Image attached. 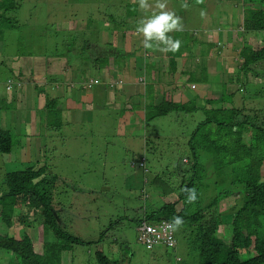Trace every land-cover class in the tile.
Masks as SVG:
<instances>
[{
  "label": "rangeland",
  "instance_id": "1",
  "mask_svg": "<svg viewBox=\"0 0 264 264\" xmlns=\"http://www.w3.org/2000/svg\"><path fill=\"white\" fill-rule=\"evenodd\" d=\"M182 2L167 0V10L175 12L184 25L183 31L169 35L180 39L182 47L185 44L192 47L183 59L189 61L186 69L191 68L193 73L182 77L183 88L180 87L194 95L193 101L187 102L188 108L194 103L199 108L192 113L171 111L151 120L150 103H176L173 98L180 96L177 93L171 95L175 83L165 70L170 63L167 55L174 56L171 52L145 49L141 35H136L137 40L132 38L131 53L124 50L125 37L129 38L130 34L125 28L136 34L137 22L146 15L132 0H22L18 9L6 12L10 22L0 24V46H3L0 52V87L3 85L2 95L6 97L0 99V125L11 129L14 135L11 155L7 157L0 151V196L7 189L5 175L8 169H26L28 161L36 164L35 168L45 166L46 188L59 212V222L73 235L91 242L74 244L71 250L64 251L63 264H73V261L96 264L95 253L98 250H103L116 264H174L176 256L186 260L193 252L183 235L178 237L176 248L155 245L148 249L138 240V221L148 220L152 210L174 199L173 196H179V190H184L181 177L168 187L173 189L171 191L162 192L156 185L166 175V181L172 183L170 179L181 169L179 164L187 166L182 162L183 158H194L189 140L200 121L206 118L203 107L221 108L220 116L233 113V109L240 110V115H243L246 108L243 99L249 98L242 91H236L237 82L231 77L235 73H230L240 65L239 52L244 46V35L238 33L242 22L234 25L229 17L232 20L229 24L227 10L223 6L231 0H204L202 4L187 0V9L181 7ZM149 3L154 6L155 0H149ZM201 10L206 13L203 17ZM151 14V11L147 13ZM218 28L224 33L222 37L213 32ZM118 31L125 36L118 41L123 52L105 56L101 71L91 70V75H98L102 80L106 74L108 76L103 88L92 89L94 93L99 92L102 105L93 111L72 113L67 117L63 108L69 93L59 90L57 97L62 96V101L57 107L62 108L63 113L59 118L54 116L50 126L42 128V118L48 111L41 110L45 104L36 109L40 106L37 102L56 92L54 82L45 79V84H41L40 81L43 76L40 74L48 68L47 63L57 58L62 64L68 60L74 66L78 59L97 56L101 49L108 51L113 48L110 42L107 44L102 40V36H111L114 32L117 35ZM263 34L261 31L247 40ZM181 51H186V48ZM18 53L30 56H19ZM40 57L47 63L38 59ZM203 57L211 71L207 80L212 82L208 87L205 85L207 80L203 84L196 77L199 74L203 76V66L198 65ZM152 61L159 65L154 72L151 70ZM229 64L235 68L230 66L228 69ZM8 80L21 81L24 86L21 95H17L19 89L16 87L6 91ZM192 82L198 83L197 89L190 88ZM79 89L78 94H85L84 98L79 95L80 98L87 101L88 92ZM255 89L264 96V79L259 78ZM116 91L114 101L113 93ZM231 92H235L234 98ZM211 93H215L214 96ZM217 98L222 101H206ZM92 106L91 102L85 103L86 108ZM247 106L249 111L250 107H257V102L249 101ZM128 114L133 116V125L126 123L120 128V118ZM121 120L125 121L124 118ZM244 139L250 142L253 138L244 135ZM208 177L209 186L203 182L199 199L204 206L212 197L220 195L218 186L221 183L214 184L216 175L211 172ZM221 199L218 210L224 213L222 218L225 222L220 234L225 241H230L232 225L229 219L236 211L237 202L230 196ZM2 210L0 203L1 234L11 235L13 232L20 238L29 232L34 236L33 230L42 221L40 210L30 212L27 206H19L9 227L2 219ZM42 244L43 240L37 239V252H41ZM6 257L0 248V264H5ZM188 261L198 264V257L193 256Z\"/></svg>",
  "mask_w": 264,
  "mask_h": 264
},
{
  "label": "trees",
  "instance_id": "2",
  "mask_svg": "<svg viewBox=\"0 0 264 264\" xmlns=\"http://www.w3.org/2000/svg\"><path fill=\"white\" fill-rule=\"evenodd\" d=\"M21 2L22 0H0L1 25L10 22L11 18L6 16V12L18 9ZM256 15L261 17L260 24L255 20ZM263 22V9L244 11V19L241 24L244 27V32H242V35L245 36L244 46L239 52L240 65H236L237 72L235 77H232V81L237 82L238 85L236 91H242L248 95V100L243 99L246 108L249 101L257 102V107H250L249 111L245 108L243 115H240V110L233 109V113H226L228 116H220L221 108L203 107L206 118L200 121L189 140L194 158H183L182 162L187 163V166L182 167L179 164L178 168L181 167V169H178L175 177L170 179L172 183L169 184L170 181H166L168 175L165 174V179L163 178L160 182L158 180V185L154 184L162 192L171 191L173 189H168V187L173 186L176 179L181 177L184 189L195 188L197 192V201L189 204L186 202L185 192L179 190V196H173L174 199L164 202L147 216L148 220L159 225L170 223L174 215L183 217L185 222L179 230L167 229L172 232L175 243L161 237L160 242L153 241L156 243L150 247L151 249L155 245H162L166 248H176L178 237L186 236L190 251L193 250V252L186 260L176 256L174 264H190L188 259L191 260L193 256L198 257V264H264V108H262L264 96L255 89L259 78L260 80L264 79V34L261 37L255 36L247 40L251 35H258L264 30V27H261L264 26ZM1 31L2 29H0ZM126 32L129 33L130 30H126ZM103 40L107 44L109 43L108 37ZM112 42H117V40H111L110 43L112 44ZM2 51L3 46H0V52ZM172 54L174 57L167 55L170 63L166 67V71L174 67L176 62H180L181 50ZM18 55L30 56V54L22 53H18ZM94 58L97 62L101 60L105 63L104 57L101 55ZM96 67L97 64H92L88 69L93 70ZM206 72L208 74L207 69ZM206 72H203V79H207ZM171 73L175 75L172 70ZM190 74V72L186 73V75ZM83 75H86L85 69ZM251 76L255 80H250ZM7 84H11V90L14 87L19 89L16 92L17 95L23 89L22 84L13 80L5 83V89ZM60 84L63 82L60 81L58 85ZM2 88L3 85L0 90ZM231 94L234 98L235 92H231ZM224 95L221 94V96ZM219 98L206 101L218 100L217 102H221L222 99L219 100ZM198 108L195 103L190 105V108L188 105L174 102H163L159 105L150 103L148 111L152 115L149 116V120L157 116H165L171 111L192 113ZM45 109L48 113L46 112L45 117L42 118V128L50 126L54 122V116L59 118L61 113V110L57 108L56 98L50 100L48 97ZM251 110L256 112L253 113ZM255 120H260V122ZM244 135L253 138L252 141L247 142ZM13 146L14 135L11 129L0 128V151L4 155H11ZM27 164L28 168L23 170L10 168L5 175L7 189L0 196L3 209L2 219L9 227L12 226L15 210L19 209V206H27L30 212L40 210L42 221L33 230L34 236L29 232H25L20 238L13 232V235L0 233V248L5 251L7 256L5 264H63L64 251L71 250L74 244L91 242L81 240L59 222V212L53 206V197L47 192L48 180L44 174L45 166L35 168L36 164L30 161ZM211 172L216 175L214 184L221 183V186H218L220 195L212 197L204 206L199 202L201 185L204 182V185L209 186L210 177L208 175ZM185 177L188 178L187 181H185ZM37 178L40 179L35 181ZM228 196L233 197L237 205L232 219H229L232 225L231 239L225 241L224 236L220 234L225 222L222 218L224 213H220L218 209L221 198L224 199ZM141 223L142 221H138V225ZM163 231V228H159L154 236L157 238L158 233ZM37 239L43 240L41 252L35 250ZM95 256L96 264H116V261L103 250L96 251ZM66 264L69 263L66 262ZM73 264L85 263L84 261H73Z\"/></svg>",
  "mask_w": 264,
  "mask_h": 264
},
{
  "label": "crops",
  "instance_id": "3",
  "mask_svg": "<svg viewBox=\"0 0 264 264\" xmlns=\"http://www.w3.org/2000/svg\"><path fill=\"white\" fill-rule=\"evenodd\" d=\"M223 6H225L226 10H227V17H228V20H229V24L233 20L232 23L234 25L235 24L237 25V22H238V25H239L240 22H242L243 19H244V11L245 10H247V9H257V8L264 10V0H231V2H226V4H224ZM216 7L218 8V6H216ZM211 10H213V9H211ZM240 16H242V19H240ZM229 17L232 18L231 21H230ZM260 19H261V17L259 15L255 16V20L259 24L261 23ZM126 22L128 24L129 21H126ZM226 27H228V26H226ZM261 27H264V26H261ZM125 30H130V32H129L130 34H128L129 38L125 37L124 34L122 33V31H118L117 35L114 32L113 35H111V36H105V35L102 36V40L105 39L106 37H108L109 42L111 40H115V39L117 40V42H114L113 44H111L113 48L108 50V51L101 49L100 52H99V55H101V57H105L107 55L123 52V47H121V50H120L119 46H118V41L121 38V36L125 37V42H124L125 49L124 50H126V52L130 51L129 53L132 52V47H133L132 46L133 45L132 38L137 40L136 35H138V34L137 33L135 34L131 29H127V27L125 28ZM218 30H214L213 32H216L219 35V37H222L224 33L222 31H220L219 28H218ZM262 32H264V30H262ZM238 33L240 35L242 34V32H240L239 30H238ZM182 48H186V51H181L180 62L179 63L176 62V65H174V67H172L170 70H167V71L173 77V84L175 83V85H173V88L171 90V95L173 93H177L180 96L179 97H174V98L182 99L183 102H187V101H192L194 95L191 94L190 92L186 91V90H185L186 92L182 90L183 84L181 83V80H182V77L184 75H186L187 72L193 73V70L191 68L190 69H186L188 67V62L189 61L184 60L183 57L185 55H187V53L190 51V49L192 47L191 46H187L185 44L184 47L181 46L180 50ZM135 52H133V53H135ZM94 57L95 56L92 55V57L88 58V59L82 58V59L78 60V62L74 66L72 64L70 65L68 60L65 63L62 64V61L58 60L57 58H54V60L52 62H50V63H47L41 57L38 58V59L43 60L44 62H46L48 64V68L43 73L40 74V75H43L40 78L41 84H45V82H43L45 79H48V82L49 81L54 82L55 86H57L60 81L63 82V86H64V85H68V84H70L72 82L79 83V82H84V81H87V80H90V79H100L101 80L100 83L94 84L92 86V88H90L89 92H88V89L85 90V93L88 92L86 94L87 95V101H85V102L79 96V95H81V97L84 98L85 94H83V93L82 94H80V93L78 94L77 93L80 90L79 89L80 87H78V88L74 87V88H71V89H68V90H66L63 86L59 87V88L56 87V92H55V94L53 96H51V98H56V103L57 104H60L61 101H62V96H58L57 97V91L61 90L62 92H68L69 93L65 97V106L63 108V110H65L67 112L66 113L67 117H69L72 113L82 112L83 109L93 111L94 109H96L97 106L102 105V102L99 100V92L96 91V93H94V91H92V89L99 90V89L103 88L105 86V83L107 81L108 76L106 74L104 80H102L100 78V76H98V75H91V70L88 69L89 66H91L92 64H97L96 69L101 71L103 66L105 65V63H103L101 60H99V62H97V60ZM205 61L206 60L203 57L202 62L198 63V65L200 67L203 66V72L204 71L206 72V69H207L208 74H209V73H211V71L209 70V68H207V65L205 64ZM156 63L157 62L152 61L151 70L153 72H154L156 67H159V65L156 64ZM206 63H207V61H206ZM230 66H232V68H235V67H233V64H229L227 66V68L229 69ZM84 69L86 70V75H83ZM171 70L175 73V75H173L171 73ZM236 72H237V70H235L233 72H230V73H235L236 74ZM208 74L206 72L207 78H209ZM235 74L233 76H231V77H234ZM65 76H69V78L66 79ZM196 77L200 78L201 79V83L205 84V81L207 79H203L202 75L199 74V75H196ZM213 77H216V76H213ZM230 80H231V78H230ZM250 80H255V79L251 76ZM210 82H212V81L207 80L205 85H207V87H208V85H210ZM166 84L170 85L169 83H166ZM193 85H195V87H193ZM43 86L46 88V85H43ZM198 86H199L198 83L194 84L192 82L190 84V88L191 89H197ZM39 88H40V86H39ZM45 88H44V90H45ZM46 94H49V92H46ZM116 94H117V91L115 93H113L114 101H116L115 100L116 97H117ZM211 95L214 96V94H212V93H211ZM1 98L2 99H6V97H3V95H2V90H0V99ZM45 102H46V98L43 99L40 102H37V105H40V106H39V108H36V109H40L45 104ZM87 102L93 103V106L91 108H86L85 107V103H87ZM32 109H33V107H32ZM41 110L44 111V108L41 109ZM60 110H61V113H63L62 108H60ZM123 118L125 119L124 122L121 120ZM132 118H133V116L131 114H128L126 116H122L120 118V120H119V123H118L119 127L120 128L124 127L126 125V123H129L130 125H133L134 120ZM0 128L6 129V127L4 125H0ZM9 156L10 155H8L7 157H9ZM24 157H25V155H24V149H23V158Z\"/></svg>",
  "mask_w": 264,
  "mask_h": 264
},
{
  "label": "clouds",
  "instance_id": "4",
  "mask_svg": "<svg viewBox=\"0 0 264 264\" xmlns=\"http://www.w3.org/2000/svg\"><path fill=\"white\" fill-rule=\"evenodd\" d=\"M132 2L133 4H138L139 10L143 11L146 14L144 17H142L137 22V27H136V33L143 37L141 41L143 47L145 49L160 50L162 52H172V53L178 52L182 46V41L180 39L173 38L171 35H169V33L183 31L184 25L181 21V18L177 16L175 12L167 10V0H155L154 6L149 3V0H132ZM196 3L202 4L204 3V0H196ZM181 7L184 9L189 8V4L187 0H183ZM149 11L152 12L151 15H147ZM200 15L203 17L206 15V13L203 10H201ZM238 30L240 32H244L243 25H241V28H239ZM69 64L71 65L72 63L69 62ZM14 82L21 84L20 80H17ZM99 82H100L99 79H90V80L79 82V83L72 82L64 86L63 84H60V85H57L56 87L59 88L63 86L66 90L74 88V87L89 89L94 84H98ZM10 85L11 84H7L6 86L7 92L11 90V87L8 88V86ZM23 91H24V88L19 91V95H21ZM47 99H48V96L46 98L45 106L47 103ZM49 99L53 100L55 98L49 97ZM173 99L175 100L176 103L189 106V103H187L188 101L183 102L182 99H176V98H173ZM44 110H45V107H44ZM88 111L90 112V110H84V109L82 110V112H88ZM140 165L143 166L144 161H143V165L141 163ZM183 191L185 192L187 203L193 204L197 201L198 197H197V192L195 188H185ZM143 222L154 224L147 219L143 220L142 223ZM184 222L185 221L183 217L174 215L171 219V222L167 224V227L171 231H177L184 225ZM140 225H138L137 227L138 232H139L138 228ZM147 248L150 249L149 247Z\"/></svg>",
  "mask_w": 264,
  "mask_h": 264
},
{
  "label": "built area",
  "instance_id": "5",
  "mask_svg": "<svg viewBox=\"0 0 264 264\" xmlns=\"http://www.w3.org/2000/svg\"><path fill=\"white\" fill-rule=\"evenodd\" d=\"M10 86H8V88H10ZM167 224H150V223H146L143 222L140 226H139V240L146 245V247H151L153 243V241H161V237H163V239L167 238L168 240H170L172 243H175V240L173 238V234L172 232L167 231L168 227ZM159 228H163L164 231L163 232H159L157 235V238L154 236V234L157 232V230Z\"/></svg>",
  "mask_w": 264,
  "mask_h": 264
}]
</instances>
